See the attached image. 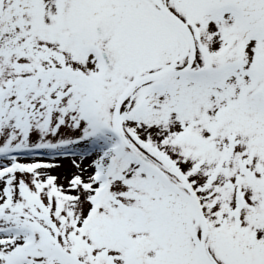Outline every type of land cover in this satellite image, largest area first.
I'll list each match as a JSON object with an SVG mask.
<instances>
[{
    "label": "snow or ice",
    "instance_id": "6c2138e0",
    "mask_svg": "<svg viewBox=\"0 0 264 264\" xmlns=\"http://www.w3.org/2000/svg\"><path fill=\"white\" fill-rule=\"evenodd\" d=\"M0 264H264V0H0Z\"/></svg>",
    "mask_w": 264,
    "mask_h": 264
}]
</instances>
